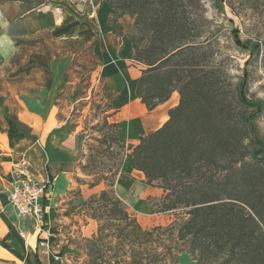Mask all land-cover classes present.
<instances>
[{
  "label": "trees",
  "instance_id": "trees-1",
  "mask_svg": "<svg viewBox=\"0 0 264 264\" xmlns=\"http://www.w3.org/2000/svg\"><path fill=\"white\" fill-rule=\"evenodd\" d=\"M106 1L113 10L109 23L114 34L124 37L118 23L121 16L133 19V32L127 36L132 59L140 65L135 96L152 110L172 92L178 94L167 120L135 145L119 142L118 124L103 121L117 130L100 142L125 146L120 163L129 156L130 166L143 173L144 183L162 190L158 211L174 215L168 225L145 230L143 239L128 240L134 259L129 264H143L144 259V264H175L182 252L195 264H264V187H257L264 177L257 161L264 158L255 123L259 105L247 98L244 82L233 86L221 63L213 60L212 40L203 14L196 12L195 0ZM42 2L21 0L22 14ZM9 31L16 46L11 66L22 63L27 50L43 52L48 59L72 53L68 71L76 67L78 75L98 65L95 40L55 38L47 29ZM85 56L91 58L92 67L77 64ZM118 175L127 178L121 171ZM103 179L79 182L93 187ZM82 203L96 205L91 219L117 221L115 236L120 244L125 241L135 218L121 198L102 189ZM101 239L95 237L96 242Z\"/></svg>",
  "mask_w": 264,
  "mask_h": 264
},
{
  "label": "crops",
  "instance_id": "crops-1",
  "mask_svg": "<svg viewBox=\"0 0 264 264\" xmlns=\"http://www.w3.org/2000/svg\"><path fill=\"white\" fill-rule=\"evenodd\" d=\"M42 1L22 14L21 0H0V264H67L55 261L45 249L40 254L29 230L32 222H18L8 205L14 164L24 159L36 178L52 180L41 203L42 221L47 219L54 230L60 225L58 205L67 192L77 186L80 197L86 200L105 187L103 183L89 187L77 181L85 176L77 166L81 129L78 122L69 127L71 120L66 112L72 107L66 89L73 84L68 71L73 54L48 59L43 52L31 51L22 63L11 66L9 60L16 46L10 29L19 26L28 33L47 29L55 38L95 40L93 54L98 62L95 71L101 80L100 92L114 107L111 118L118 124L119 137L125 144L135 145L141 136L159 128L168 118V109L178 102L174 91L168 100L148 110L135 96L140 75L136 66L140 65L132 59L127 34L133 29V19L129 15L118 19L124 35L121 38L109 23L113 10L106 0ZM120 171L144 181L143 173L130 166L129 156ZM129 184L127 178L119 177L111 189L121 198L117 187ZM22 229L28 237L19 234ZM178 257L175 264H195L186 252Z\"/></svg>",
  "mask_w": 264,
  "mask_h": 264
},
{
  "label": "rangeland",
  "instance_id": "rangeland-1",
  "mask_svg": "<svg viewBox=\"0 0 264 264\" xmlns=\"http://www.w3.org/2000/svg\"><path fill=\"white\" fill-rule=\"evenodd\" d=\"M194 2L196 12H201L206 20L204 23L206 34H209L214 48L213 60L221 63L233 86L244 82L247 98L260 107V114L255 119V123L264 147V0H195ZM12 30L21 32L19 26L13 27ZM19 38L27 40V37L22 35H19ZM78 60L77 64H85L87 68L93 66L88 56ZM95 67L90 73L81 75L77 74L76 67L70 70L73 84L69 85L66 92L69 94L68 105L72 107L66 112L71 120L69 127H74V122H78L81 129V137H79L81 151L77 166L80 173L85 176L77 180L90 183L103 177L106 179L98 184L103 183L105 185L103 189L112 191L109 184L115 185L119 178L118 172L127 157L121 164L125 146L119 147L115 143L106 145L100 142L101 139L110 138L117 127L113 130L103 125L105 118L108 124L113 122L109 114L114 107L110 99L101 95V80L95 71L97 66ZM136 68L140 69V66ZM118 138L119 142H122L119 133ZM257 161L264 171V158L258 157ZM251 171L254 173L255 170L248 168V172ZM256 173L260 172L257 170ZM126 175L130 184L127 187L120 185L117 190L124 201V207L130 216L135 218V223L127 229L122 244L115 236L118 222L106 218L100 222L91 219L92 208L96 205L83 204L82 202L88 198L84 200L79 194L77 195L76 186L63 196L61 199L63 201L58 205L60 225L55 226L56 230L50 228L47 219H43L42 227L38 231L34 224H29L30 233L35 236L39 253L43 254L42 250L45 249L46 253L53 254L55 261L67 264L69 262L129 264L134 260L128 240L134 237L143 239L145 230L156 225H168L174 219V215L158 211L162 194L159 187H151L144 181H139L134 175ZM257 182L258 188L264 187V177L259 178ZM95 237L102 239L96 242ZM91 238H94V241H91ZM42 239L46 242L45 247L39 245ZM165 243L167 245V242ZM145 261L146 259L141 262L144 264ZM163 264H171V262L166 261Z\"/></svg>",
  "mask_w": 264,
  "mask_h": 264
},
{
  "label": "built area",
  "instance_id": "built-area-1",
  "mask_svg": "<svg viewBox=\"0 0 264 264\" xmlns=\"http://www.w3.org/2000/svg\"><path fill=\"white\" fill-rule=\"evenodd\" d=\"M12 180L8 192V205L11 207L18 222L29 220L36 226V231L42 227L43 205L41 198L49 188L50 179H38L31 171L29 163L22 159L12 167L10 171ZM19 234L28 237L29 233L23 229ZM45 240L39 242L41 247H45Z\"/></svg>",
  "mask_w": 264,
  "mask_h": 264
}]
</instances>
